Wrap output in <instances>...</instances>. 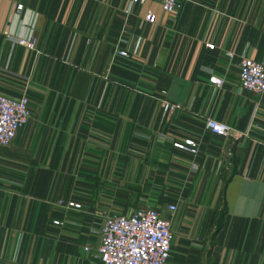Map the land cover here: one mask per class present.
Here are the masks:
<instances>
[{"label": "crops", "instance_id": "obj_1", "mask_svg": "<svg viewBox=\"0 0 264 264\" xmlns=\"http://www.w3.org/2000/svg\"><path fill=\"white\" fill-rule=\"evenodd\" d=\"M244 55L264 62V0L172 13L159 0H0V92L25 91L31 111L0 144V264H102L100 211L140 206L170 219L165 264H264V92L240 85ZM185 139L195 152L174 144Z\"/></svg>", "mask_w": 264, "mask_h": 264}, {"label": "built area", "instance_id": "obj_2", "mask_svg": "<svg viewBox=\"0 0 264 264\" xmlns=\"http://www.w3.org/2000/svg\"><path fill=\"white\" fill-rule=\"evenodd\" d=\"M144 0H130V3ZM165 13L175 12L182 0H159ZM21 3L17 4V9ZM144 18L155 21L152 11H147ZM19 43L31 42L24 37H15ZM126 54V51L119 50ZM232 55V52H229ZM209 80L220 84L223 79L210 76ZM239 81L243 88L262 93L264 92V62L250 56H241L239 59ZM29 97L25 91L20 95L12 96L0 92V144H9L17 130L24 125L31 111L28 106ZM170 110L178 106L177 103L163 101ZM205 126L210 131L237 137L234 129L226 122L212 116H207ZM179 147L197 150V144L192 139H185L184 143L174 142ZM166 194V193H165ZM57 204L64 207L80 208L81 204L74 200L58 199ZM175 203H166V209L173 213ZM58 223V220H55ZM98 244L94 256L102 264H165L171 251L173 233L170 228V219L161 214L157 206H140L129 213L103 212L98 228ZM87 248V246H85Z\"/></svg>", "mask_w": 264, "mask_h": 264}, {"label": "rangeland", "instance_id": "obj_3", "mask_svg": "<svg viewBox=\"0 0 264 264\" xmlns=\"http://www.w3.org/2000/svg\"><path fill=\"white\" fill-rule=\"evenodd\" d=\"M102 179H98V181H99V183H100V181H101ZM112 182H114V190H115V192H116V195H117V193H119V199L121 198H124V199H126V195L123 197V195H121L120 194V190H121V186H122V183L125 181V179H121V178H113V179H110ZM143 196H149V194H143ZM121 205V204H120ZM115 208H117V209H119V210H122V208L119 206V207H115ZM108 211H110V210H102V211H100L101 213H103V212H108ZM101 213H100V216H101ZM100 219H101V217H100ZM99 222H100V220H99ZM85 249V248H84Z\"/></svg>", "mask_w": 264, "mask_h": 264}]
</instances>
